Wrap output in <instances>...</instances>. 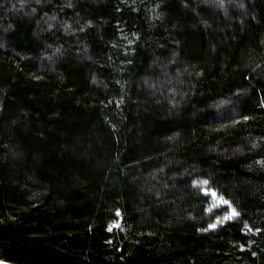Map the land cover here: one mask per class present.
<instances>
[{
	"label": "trees",
	"instance_id": "16d2710c",
	"mask_svg": "<svg viewBox=\"0 0 264 264\" xmlns=\"http://www.w3.org/2000/svg\"><path fill=\"white\" fill-rule=\"evenodd\" d=\"M0 261L264 264V0H0Z\"/></svg>",
	"mask_w": 264,
	"mask_h": 264
},
{
	"label": "snow or ice",
	"instance_id": "6c2138e0",
	"mask_svg": "<svg viewBox=\"0 0 264 264\" xmlns=\"http://www.w3.org/2000/svg\"><path fill=\"white\" fill-rule=\"evenodd\" d=\"M245 119H247V117H245ZM193 183H202L204 185H207L209 183V181H207V180H203L200 182L193 181ZM204 191H205V195H208L209 191H211V195L213 197L217 196V193L215 192V190L205 189ZM218 203L221 205H226L228 208L231 209V211H226L223 218L218 216L216 222L209 225V228H212V229H215L218 224H223L225 221L232 220L233 218L240 216V213L234 207H232L231 202L228 201L227 199H224L223 197H219ZM208 210L212 211L211 208ZM117 214L119 215V212ZM109 231H111V226L109 227ZM257 231H259V230H257ZM0 264H3V262L0 261Z\"/></svg>",
	"mask_w": 264,
	"mask_h": 264
},
{
	"label": "rangeland",
	"instance_id": "374dc122",
	"mask_svg": "<svg viewBox=\"0 0 264 264\" xmlns=\"http://www.w3.org/2000/svg\"><path fill=\"white\" fill-rule=\"evenodd\" d=\"M210 195H211V193H210ZM211 198H212L213 204H214L215 206L220 205V204L218 203L219 200H218L216 197H213V196L211 195Z\"/></svg>",
	"mask_w": 264,
	"mask_h": 264
},
{
	"label": "water",
	"instance_id": "95a60500",
	"mask_svg": "<svg viewBox=\"0 0 264 264\" xmlns=\"http://www.w3.org/2000/svg\"><path fill=\"white\" fill-rule=\"evenodd\" d=\"M3 264H5V263H3Z\"/></svg>",
	"mask_w": 264,
	"mask_h": 264
}]
</instances>
